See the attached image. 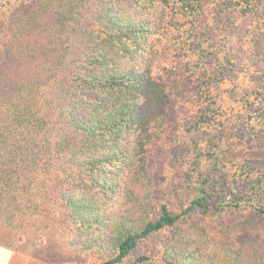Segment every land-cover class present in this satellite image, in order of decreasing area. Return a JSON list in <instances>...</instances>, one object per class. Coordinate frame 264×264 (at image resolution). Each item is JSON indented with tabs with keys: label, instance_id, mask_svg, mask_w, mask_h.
<instances>
[{
	"label": "trees",
	"instance_id": "16d2710c",
	"mask_svg": "<svg viewBox=\"0 0 264 264\" xmlns=\"http://www.w3.org/2000/svg\"><path fill=\"white\" fill-rule=\"evenodd\" d=\"M16 1L0 0V245L36 256L57 240L99 264H264L261 163L231 178L199 168L216 157L199 145L221 122L213 93L233 65L213 45L233 20L221 11L262 28L264 0H28L12 12ZM174 18L198 30L181 42L196 63L185 52L155 74ZM176 122L194 192L171 209L154 202L147 153ZM153 237L157 257L129 258Z\"/></svg>",
	"mask_w": 264,
	"mask_h": 264
},
{
	"label": "rangeland",
	"instance_id": "374dc122",
	"mask_svg": "<svg viewBox=\"0 0 264 264\" xmlns=\"http://www.w3.org/2000/svg\"><path fill=\"white\" fill-rule=\"evenodd\" d=\"M15 4L11 8L12 12L29 9L31 1L18 0ZM221 15L222 20L229 17L233 20L228 24L227 31L221 30L214 34L213 45L224 48V53H229L233 65H228L231 71L218 82L219 87L213 93V96L217 94L218 97L215 99L221 104L217 116L221 122L207 128V134L202 135L199 145V147L206 146V149L210 147L206 154L215 152L216 157L199 158L201 160L199 168L203 173L208 167L217 168V171L231 178L238 174V166L245 159L260 162L264 169V25L255 29L251 26L246 27V18L229 9L221 11ZM8 18L4 17V20ZM183 19L174 18L170 28L167 24L163 25L164 28L157 40L158 53L151 64L155 74H158L161 67L170 60L177 58V55L184 62L185 52L187 58L191 60L190 65H195L198 50L188 49L186 43L185 50L182 51L181 45L189 40V34L199 33L197 29L196 31L191 29V24L185 23ZM0 22L4 23L2 20ZM168 34L172 37H168ZM204 39L203 45L211 42V38L204 37ZM198 65L196 64L194 68L196 69ZM177 124L179 123L176 122V125H172V128L170 126L171 129L168 130L177 132L174 137L172 136L169 144H161V147L159 143H152L147 153V167L152 176L154 202L156 204L165 202L171 209L179 208L182 200L187 196L191 197L194 192L192 183L184 176L185 171L191 167L190 160H192L188 158L189 153L184 149L189 140L184 134L183 125L175 129ZM207 136L211 140L207 141ZM168 145L172 146L170 152L166 149ZM206 220L213 222V217H208ZM168 233L164 232L161 237ZM159 245V237H153L132 250L129 258L141 254L157 257ZM34 254L54 263L99 264V261L91 255L76 252L57 240L53 241L51 247L45 246L44 241L40 242Z\"/></svg>",
	"mask_w": 264,
	"mask_h": 264
},
{
	"label": "crops",
	"instance_id": "0c3cea01",
	"mask_svg": "<svg viewBox=\"0 0 264 264\" xmlns=\"http://www.w3.org/2000/svg\"><path fill=\"white\" fill-rule=\"evenodd\" d=\"M0 264H70V263H54L53 261H46L42 257L29 256L18 253L11 248L0 245Z\"/></svg>",
	"mask_w": 264,
	"mask_h": 264
}]
</instances>
